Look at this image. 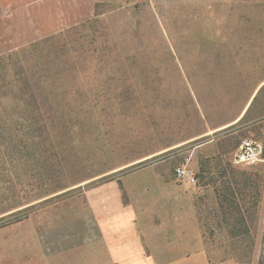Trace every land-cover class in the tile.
Returning <instances> with one entry per match:
<instances>
[{"label": "rangeland", "instance_id": "374dc122", "mask_svg": "<svg viewBox=\"0 0 264 264\" xmlns=\"http://www.w3.org/2000/svg\"><path fill=\"white\" fill-rule=\"evenodd\" d=\"M88 21L63 34L93 50L73 77L69 117L41 123L38 137L17 120L21 105L0 107V264L22 259L30 222L72 205L102 210L91 190H120L114 202L140 212L132 186L182 184L179 166L196 172L192 195L160 187L154 226L199 229L207 264H260L264 163L234 157L245 138L264 143V0H99ZM66 29L29 39L12 31L0 55ZM74 226L84 225L62 228Z\"/></svg>", "mask_w": 264, "mask_h": 264}, {"label": "crops", "instance_id": "0c3cea01", "mask_svg": "<svg viewBox=\"0 0 264 264\" xmlns=\"http://www.w3.org/2000/svg\"><path fill=\"white\" fill-rule=\"evenodd\" d=\"M98 1L0 0V43L6 46L15 42L17 36L14 38L12 31H20L17 34L29 39L79 25L95 16ZM118 183L112 182V188ZM181 183L153 180L132 186L140 189L134 198H144L140 212L129 204L114 202L119 200L120 190H91L87 198L105 199L102 210H96L93 202L72 205L70 210L57 212L53 219L45 218L37 227L30 222L28 232L24 231L22 259L13 264H207L206 245H201L199 229L184 228L181 223L160 229L151 221L160 187L170 185L190 198L192 185ZM183 217L184 213L178 212L176 219ZM90 222L98 228L89 226ZM74 223L84 226L62 228ZM48 233L56 238L43 240Z\"/></svg>", "mask_w": 264, "mask_h": 264}, {"label": "trees", "instance_id": "16d2710c", "mask_svg": "<svg viewBox=\"0 0 264 264\" xmlns=\"http://www.w3.org/2000/svg\"><path fill=\"white\" fill-rule=\"evenodd\" d=\"M77 26L0 55V107L8 101L21 105L17 120L26 122L28 131L38 137L42 136L41 123L55 125L71 115L70 96H77L73 77L84 71L89 62L87 55L93 51L82 48L78 40L63 38ZM122 96L120 93L116 98Z\"/></svg>", "mask_w": 264, "mask_h": 264}, {"label": "built area", "instance_id": "2783aa9c", "mask_svg": "<svg viewBox=\"0 0 264 264\" xmlns=\"http://www.w3.org/2000/svg\"><path fill=\"white\" fill-rule=\"evenodd\" d=\"M264 143L256 138L248 137L240 143L235 153L234 162L237 165H251L259 162L264 163ZM180 182L195 185L197 175L194 170L188 166H179L174 171Z\"/></svg>", "mask_w": 264, "mask_h": 264}]
</instances>
